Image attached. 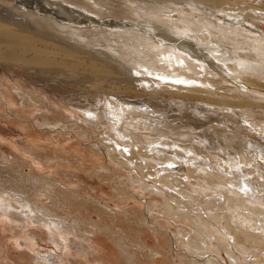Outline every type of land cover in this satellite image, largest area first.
Listing matches in <instances>:
<instances>
[{"label":"bare ground","instance_id":"bare-ground-1","mask_svg":"<svg viewBox=\"0 0 264 264\" xmlns=\"http://www.w3.org/2000/svg\"><path fill=\"white\" fill-rule=\"evenodd\" d=\"M260 24L264 25V0H0L1 64L18 76L45 77L53 84L71 80L81 87L89 82L86 91H94L84 94L82 102L74 98L64 102L58 92L53 101L46 93L27 91L16 82L14 97L9 92L11 83L0 82L4 116L23 123L30 136L23 146L6 142L13 158L7 154L12 160L5 162L28 167L29 173L19 171L18 179L31 186L0 184V220L22 231L30 219L44 235L41 250L30 248L34 241L22 242L26 251L22 249L25 256L19 252L20 263L66 264L68 257H75L72 264L158 260L225 264L209 255L208 247L215 243L236 264H240L239 253L251 256L256 251L263 252L264 263V216L257 218L264 207L260 208V197L239 191L250 172L256 170L264 179V145L255 138L264 139V28ZM25 30L38 35L39 44L26 38ZM55 42L67 43L69 48L61 49ZM131 96L145 98L131 100ZM188 110L190 122L176 125ZM234 114L238 120L231 121ZM233 122L236 130L230 125ZM78 127L80 132L75 130ZM251 128H256L251 134L240 132ZM72 131L82 140L96 141L83 147L77 145L78 139L68 142L66 135ZM116 136L128 142L121 148ZM90 161L105 172L121 167L128 176L127 168L138 176L139 166L152 167L154 180L139 181L136 191L146 196L144 213L135 202L127 204L121 215H112L94 200L97 219L60 215V202L78 206L80 198L88 204L91 197L72 185L64 169L76 165L83 170ZM169 163L174 167H167ZM182 163L187 173L179 174ZM248 167L252 170L247 172ZM58 169L63 170L61 181L55 179ZM155 182L172 190L177 186L176 195L172 190L167 195L158 191ZM39 192L51 198V208L34 199ZM106 195L98 193L100 199ZM120 198L112 201L125 205L128 198ZM174 216L172 224L169 219ZM119 224L127 231L125 241L117 237V230L123 228ZM35 228L29 234L35 235ZM107 240L113 245L109 244L113 247L108 250L109 262L102 258L108 254Z\"/></svg>","mask_w":264,"mask_h":264},{"label":"rangeland","instance_id":"rangeland-1","mask_svg":"<svg viewBox=\"0 0 264 264\" xmlns=\"http://www.w3.org/2000/svg\"><path fill=\"white\" fill-rule=\"evenodd\" d=\"M260 25H262V27L264 28V25L263 24H260ZM30 34H32V32H30V31H26L25 30V33H23V35H25V37L26 38H30V37H32L31 39L34 41V42H38V43H36V44H39V42H40V40L41 39H39V37H38V35H36V34H32V35H30ZM28 37H27V36ZM36 38H38V39H35L34 40V38L35 37ZM54 44H57V46L58 47H60L61 49H65V48H69L68 47V44L67 43H65V44H63V43H59V42H55ZM67 46V47H66ZM75 52V51H74ZM104 55H101L100 57H103ZM81 66H82V64H81ZM81 66H79V70L82 72V70L83 69H81L80 67ZM98 65H96V67H97ZM99 67V66H98ZM9 69V70H8ZM11 69V70H10ZM13 70V71H12ZM83 71H85V70H83ZM88 71V70H87ZM86 71V72H87ZM9 72V73H8ZM13 72V73H12ZM15 72V70L14 69H12V68H10V67H6L5 65H3V64H1L0 63V82L1 81H6L8 84H10V88H9V92H10V94L12 95V96H14V97H16V91H14L15 90V88H16V83H17V85H18V87H22L23 89H25V90H34V91H36L37 93H43V94H47L48 95V97L49 98H51V97H53V98H51L53 101H57V99H58V95H57V92H58V94H59V98H63V101L64 102H68V101H70L71 99H73L74 98V101H81L82 102V100H84V97H83V95L85 94H88V95H90V94H93L94 93V91H86L87 90V88H89V82L87 83V82H82V85H81V87H78L77 85H73L74 83L71 81V80H68L67 82L65 81V82H63V81H60L59 82V84L58 83H56V82H54V84H53V82H51V81H46V80H44L43 78H45V77H43V78H41V77H38V78H30V77H26V76H18V74L17 73H14ZM117 73H119L120 75H122L123 73H122V71H117ZM8 76H10V77H8ZM9 78V79H8ZM14 78V79H13ZM13 79V80H12ZM40 79V80H39ZM10 80V81H9ZM42 80V81H41ZM14 82H16V83H14ZM133 83H135V84H137V82H133ZM45 84V85H44ZM48 84H53V88L52 87H50V86H48ZM65 84V85H64ZM59 85V86H58ZM121 85H123V83H121ZM42 86V87H41ZM58 86V87H57ZM42 90H41V89ZM40 89V90H39ZM59 89V90H58ZM63 89V90H62ZM38 91H40V92H38ZM44 91V92H43ZM63 91V92H62ZM91 92V93H90ZM90 93V94H89ZM52 94V95H51ZM133 95V94H132ZM51 96V97H50ZM70 96V97H69ZM75 96V97H74ZM75 98H76V100H75ZM83 98V99H82ZM144 99L145 98V96H138V97H136V96H131L129 99H131V100H133V99ZM64 99H67V101H65ZM69 99V100H68ZM189 103H191V102H189ZM192 104V103H191ZM62 106V105H61ZM3 109H4V105L2 104V103H0V156H3V157H0L1 159H0V184H4V185H6V186H11V187H14V183H16V185H19V184H21V185H24V186H26L27 188H31V186L27 183V182H24V181H21V180H19L18 178H20V176H19V174H18V172L20 171H22L23 173H29V171H30V169L28 168V167H26L25 165L23 166V165H21V167H17V164L15 165L14 164V167H13V162H12V164H11V166H10V164L8 165V163L7 162H5V160H12L11 158H13V153L11 152V151H9V149H8V147H7V145H6V142H11V141H18V144L19 145H21V146H23V144H25V139L27 138H30V136H28L27 134H26V132H28L27 131V128H26V126L23 124V123H21L20 121H18L17 119H14V118H8V117H11L10 115L8 116V117H5L4 116V114H3ZM38 112H40L39 110H37ZM52 114H51V116H50V119L52 118V117H54V113L53 112H51ZM77 113V112H76ZM78 113H79V111H78ZM79 114H81V115H83L81 112L79 113ZM187 116H184V117H182V118H180L179 120H176L175 121V124L177 125H184V124H186V123H189L190 122V118H189V116L188 115H191L192 113H190V111L188 110L187 111ZM35 115H37V113L36 114H34V116ZM103 115V114H102ZM181 116V115H180ZM83 117H86L85 115H83ZM82 117V118H83ZM85 120H86V118H84ZM234 119H236V120H238V117H237V114H234V118H231L230 120L232 121V120H234ZM78 122H80V121H78ZM181 122V123H180ZM215 122H212V123H209V125H211V124H214ZM236 124H237V122H233L232 124L230 123V125H231V127H232V129H235L236 128ZM208 125V124H207ZM83 126L86 128L87 127V124H83ZM92 126V125H91ZM98 127V126H97ZM89 128V126L86 128V130ZM257 128V127H256ZM256 128H251V129H249V130H246V131H244V130H242V131H240L241 133H242V135L245 133V134H251V133H253L255 130H256ZM113 130H114V128H112ZM75 130H78V131H76V132H80L79 130V127H78V129H75ZM236 130V129H235ZM82 131V130H81ZM76 132L75 131H72V132H70L69 133V135H66V137L68 136V137H70V139H68V142H74L76 139H78V140H80L78 143H77V145H80L81 147H83V145H81V144H85V146H86V143L87 142H92V141H96L95 140V138H92V137H89V139L88 140H82V139H80L78 136H75V134H76ZM40 135V137L39 138H42L43 136L41 135V134H39ZM38 135V136H39ZM100 136V135H99ZM55 137V138H54ZM50 138L51 139H60L59 137H57V136H50ZM75 138V139H74ZM255 138H256V140L261 144V145H264V139L263 138H261V137H258L257 135H255ZM73 139V140H72ZM98 139H100V137H98ZM72 140V141H71ZM114 140H116V141H118V144L120 145V147L122 148L123 147V144L124 143H127L128 141L127 140H125V139H121V138H119L118 136H116V138L114 139ZM86 141V142H85ZM187 142H190V138H187V141H186V143ZM245 142V141H244ZM81 147H79V148H81ZM77 148H78V146H77ZM82 149V148H81ZM134 149V148H133ZM177 150H178V152H181L182 154H184V152H182L180 149H178V148H176ZM77 150H79V152H80V149H77ZM4 152V153H3ZM148 153H150V151H148ZM219 153H221V152H219ZM10 155L11 156V158H10V156H8V155ZM221 157H223L224 155L221 153V154H219ZM135 157H136V159H138V154L136 153L135 155H134ZM183 157V156H182ZM225 157V156H224ZM100 161V163H101V161L102 160H104V159H102L101 157H100V159H99ZM105 160H108V158L106 157V159ZM16 162V161H15ZM17 163H19L18 161H17ZM89 165H90V167H88V168H86V169H79V168H77L76 167V165L75 166H73V165H69L68 166V168H65L64 169V171L72 178V180L74 181V184H72V185H74V187H77L78 188V190L80 191V192H86L87 193V196L88 197H91L90 199H93V202L91 201L90 202V199L89 200H86V202L88 203V204H85V202L84 201H82V199H80L79 198V201H78V206L76 205V206H74V205H71V206H69L70 204H67V202H63V203H61L60 202V204H57V206H58V213L60 214V215H64L65 213H67L68 215H80V216H84V215H90L91 217H92V219H97V215L95 214V212H93V211H97L96 209H95V207H94V203H95V201L97 200V201H100V203H102V205L105 207V210L106 211H108L110 214H115V215H121L125 210V206L128 204V206L129 205H132V204H134L135 202L137 203V204H139L140 205V208H141V211H142V213H144V211H145V208H146V206H145V204H144V197H146V196H143L142 194H140V193H138V192H136V191H138V189H139V186L138 185H140V182H143V179L144 180H148V181H150V180H154V177L153 176H151L153 173H154V170L152 169V167H150V166H148V168L145 166L146 164H143L142 166H139L138 167V172L140 173H138L139 175L137 176V175H135V172H134V169H130V168H127V170L129 171V173H130V176H128V175H126L125 173H126V171L122 168L121 169V167L120 168H117V167H112V169L114 170H109V171H106L105 172V170H103L102 169V171H104V172H102L101 171V169H99L98 168V163L96 164V162H92V161H90V162H87ZM6 164V165H5ZM260 164H262V162H260ZM4 165V166H3ZM94 165H95V167H94ZM8 166H10V167H8ZM187 165H185V163H182L181 164V166H180V168H182L183 169V171H180V173L179 174H181V173H187V167H186ZM261 166H263L262 168H264V163L261 165ZM141 167V168H140ZM10 168V169H9ZM98 168V169H97ZM118 170H117V169ZM261 168V172H263L264 173V169H262ZM92 169V170H91ZM94 169V170H93ZM130 169V170H129ZM176 169V171H178V168H175ZM90 170V171H89ZM142 170V171H141ZM250 170H252V168L250 169L249 167H248V170H245V171H250ZM78 171V172H77ZM93 171V172H92ZM147 171H148V173H147ZM245 171H243L244 173H245ZM98 172V173H97ZM150 172H152V174L150 173ZM102 173V174H101ZM118 174V176H117V174ZM254 173V174H253ZM257 173V171L255 170V171H253V172H250V173H248V175H247V177H250V180H249V184H250V187H252V188H254V189H252L251 191H252V194H250V192L248 193V195L249 196H251L252 198L253 197H258V199H259V197H260V200H258V203L260 204V208H262V207H264V179L260 176V175H258V174H256ZM62 174V175H61ZM114 174V175H113ZM252 174H253V176H252ZM55 175V179H58V180H62L63 179V170H57V172L54 174ZM73 175V176H72ZM106 175V176H105ZM113 175V176H112ZM230 175V174H229ZM258 175V176H257ZM141 176H142V178H141ZM226 176H228V175H226ZM235 176H237V173L235 174ZM254 176H255V179H253L254 178ZM260 176V177H259ZM132 177V178H131ZM229 178H232V176L230 175V176H228ZM177 178H182V177H180V176H177ZM13 179H15V181H13ZM21 179V178H20ZM120 179V180H119ZM252 179H253V181H252ZM259 179V180H258ZM261 179V180H260ZM122 180V181H121ZM134 180H136L137 181V183L136 182H134ZM240 180L241 179H239L238 180V182H240ZM77 181V182H76ZM140 181V182H139ZM255 181V183H253ZM260 181H262V182H260ZM110 183V184H109ZM114 183V184H113ZM121 185H120V184ZM132 183V184H131ZM261 183V184H260ZM11 184V185H10ZM115 184H118V185H115ZM137 184V185H136ZM152 184V183H151ZM151 184H149L148 186L151 188ZM156 186H157V188H158V191L159 190H163V191H165V194L167 195V193L169 192L170 193V191L172 190V189H168V188H166V187H164V186H161L160 184H158V182H155L154 183ZM254 184V185H253ZM112 185V186H111ZM138 186V187H137ZM176 186V185H175ZM257 186V187H256ZM111 187H112V189H111ZM130 188V189H129ZM177 186H176V189L175 190H172L171 192H173L175 195H176V190H177ZM257 188V189H256ZM81 189V190H80ZM123 189V190H122ZM114 190V191H113ZM122 190V191H121ZM104 192V193H106L107 195V197L106 196H104V197H101V199H100V197L98 196V193L99 192ZM131 191H132V193H131ZM152 193H154V195L155 196H160V194L158 195V194H156V191L157 190H154V188H152ZM157 191V192H158ZM167 191V192H166ZM175 191V192H174ZM255 192H257L256 194H255ZM96 193V194H95ZM112 193H115L117 196L118 195H120V196H115V197H112L111 195H112ZM122 193V194H121ZM137 193V194H136ZM40 194V195H39ZM95 194V195H94ZM126 194V195H125ZM162 194V193H161ZM164 194V195H165ZM260 194V195H259ZM122 195V196H121ZM128 195V196H127ZM147 195V194H146ZM150 195V194H149ZM258 195V196H257ZM148 196V195H147ZM262 196V197H261ZM93 197V198H92ZM95 197V198H94ZM128 198L127 199V202L125 203V205H120V204H116V202L115 201H112V200H115V198ZM120 198V199H121ZM134 198V199H133ZM34 199L35 200H37V202H40V203H43V204H45V205H47L48 207H52L51 206V198H48L47 196H44V195H42L41 194V192H39L35 197H34ZM81 200V201H80ZM95 200V201H94ZM139 200H140V202H139ZM133 201V202H132ZM89 203H90V205H89ZM100 203L99 204H96L97 206H99L100 205ZM91 204H93V205H91ZM102 206V207H103ZM94 207V208H93ZM124 207V208H123ZM107 208V209H106ZM123 209V210H122ZM197 209V208H196ZM110 211H112V212H110ZM115 212V213H114ZM200 212V211H199ZM224 210L222 211V214L221 215H223L224 214ZM261 214V215H260ZM260 214H258V216H257V218H261L262 216H264V212L263 213H260ZM261 216V217H260ZM174 218H175V216L174 217H172V218H170L169 220H172V221H169L170 223H172L173 224V220H174ZM27 223H28V225H24L23 226V229H22V231H19V230H17V229H10L7 225H5L3 222L1 223V220H0V253L2 252L3 254H0V257L1 258H3V260L0 258V264H27V263H25L24 261V263H20V262H22V260L20 259L21 258V256L23 255V252L24 251H26V249H25V247H24V243L26 242V243H28V244H30V242H33V243H31L30 244V248L33 250H39V248H40V250L41 249H44V240H42L43 238H44V235L42 234L43 232H40L41 230H43V229H41V228H38L37 227V225H35V223H34V225H33V222H31V220L29 219V220H27ZM4 224V225H3ZM14 224V223H13ZM175 225H180L179 223H174ZM10 225V224H9ZM28 226H31V227H28ZM34 226L36 227L35 229H34V231H35V235H31V234H29V229H33L34 228ZM119 226H121V227H123L122 228V230H117V237H119V238H122L124 241H125V235L127 234V231H124L125 230V227L123 226V225H121V224H119ZM42 227V226H41ZM4 230H2V229ZM38 228V229H37ZM37 229V230H36ZM8 230V231H7ZM13 230V231H12ZM40 230V231H39ZM127 230V229H126ZM172 231L173 229L172 228H170L169 229V231ZM170 231V232H171ZM23 232V233H22ZM124 232V233H123ZM41 233V234H40ZM123 233V234H122ZM22 234V235H21ZM40 234V235H39ZM17 235H19V236H17ZM24 235V236H23ZM31 237H30V236ZM43 237H42V236ZM26 236H28L27 238H26ZM39 236V237H38ZM41 236V237H40ZM122 236V237H121ZM23 237H24V239H23ZM33 237V238H32ZM36 239H35V238ZM42 238V239H41ZM24 241H23V240ZM20 242H19V241ZM31 240V241H30ZM40 240V241H39ZM22 242H24V243H22ZM18 243V244H17ZM108 243V244H107ZM107 243H106V246H107V249L105 248V251H107V253L108 254H106V252H105V255H103L102 256V258L105 260V261H110L111 260V254L109 255V249L110 250H112L111 249V247L113 246L111 243H110V241H108L107 240ZM21 246H20V245ZM109 244H111L112 246H109ZM3 245V246H2ZM19 246V247H18ZM34 247V248H33ZM113 248V247H112ZM214 250H213V249ZM24 251H23V250ZM208 249H209V251H210V254L209 255H211V256H213L215 259H219V261H221V260H224L225 261V264H236L235 262H233L232 261V259H230L227 255H226V253H224V250H221V249H219V247H218V244H213V246H209L208 247ZM212 249V250H211ZM4 250V251H3ZM18 250V251H17ZM21 250V251H20ZM218 252H216V251ZM214 251V252H213ZM240 251V249L238 248V250L237 251H235L234 253L236 254V252H239ZM22 254H20V253ZM212 252V253H211ZM215 254V255H214ZM219 254V255H218ZM4 257H3V256ZM263 252L262 251H256L255 253H253V255H251V256H246V255H244V254H241V253H239V257H240V261H239V263L240 264H264V263H261V259L263 258ZM23 256H25V255H23ZM111 256V257H110ZM28 256H26V258H27ZM262 257V258H261ZM68 260H67V262H66V264H72L70 261H73V259H75V257H68L67 258ZM113 260V259H112ZM260 260V261H259ZM223 261V262H224ZM98 262V261H97ZM97 262H93V264H97ZM29 264V263H28ZM74 264V263H73ZM112 264H115V263H112ZM117 264V263H116ZM153 264H162V262L160 261V260H158L157 262H155V263H153ZM238 264V263H237Z\"/></svg>","mask_w":264,"mask_h":264},{"label":"snow or ice","instance_id":"snow-or-ice-1","mask_svg":"<svg viewBox=\"0 0 264 264\" xmlns=\"http://www.w3.org/2000/svg\"><path fill=\"white\" fill-rule=\"evenodd\" d=\"M158 78H161V77H158ZM175 82H176V83H191L190 81H187V82H186V81H175ZM87 115H88L89 117H91V116H92V113H87ZM174 147H175V146H174ZM124 151L127 152L128 149L125 148ZM189 155H191V153H189ZM262 159H264V156H262ZM167 167L172 168V167H174V165L171 164V163H169V164L167 165ZM237 167L239 168V165H238ZM249 179H250V177H245V178H243V179L241 180V186H240V188H239V191H240L241 193L247 194V193H249V192L251 191L250 185H249L248 183H246V181L249 180ZM229 187H232V185H229Z\"/></svg>","mask_w":264,"mask_h":264}]
</instances>
